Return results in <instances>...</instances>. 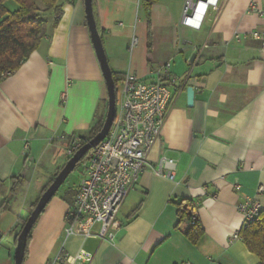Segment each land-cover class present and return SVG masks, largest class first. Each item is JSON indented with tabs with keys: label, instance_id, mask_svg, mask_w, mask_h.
Returning a JSON list of instances; mask_svg holds the SVG:
<instances>
[{
	"label": "crops",
	"instance_id": "crops-1",
	"mask_svg": "<svg viewBox=\"0 0 264 264\" xmlns=\"http://www.w3.org/2000/svg\"><path fill=\"white\" fill-rule=\"evenodd\" d=\"M218 1L219 11L209 9L193 30L181 25L185 0H153L148 20L141 0H94L111 71L146 80L171 63L174 103L121 205L114 242L98 238L99 226L89 237L66 236L75 195L70 202L60 192L38 218L23 264H53L58 253L81 251L92 256L89 264L260 263L241 239H228L245 227L240 202L250 198L264 209V191L256 194L264 188V59L250 37L264 22L248 11L264 8V0ZM60 7L57 26L50 29L49 14L39 48L0 82V207L7 202L0 214V264H13L16 224L25 223L43 187L62 169L73 139L85 135L107 106L83 0H60ZM188 87L194 89L191 107ZM162 157L176 162L172 180L156 173ZM192 203L203 233L195 244L187 235Z\"/></svg>",
	"mask_w": 264,
	"mask_h": 264
},
{
	"label": "built area",
	"instance_id": "built-area-1",
	"mask_svg": "<svg viewBox=\"0 0 264 264\" xmlns=\"http://www.w3.org/2000/svg\"><path fill=\"white\" fill-rule=\"evenodd\" d=\"M211 9L218 12V0H185L181 25L199 30ZM248 11L264 22V8L251 5ZM250 37L260 43L264 59V28L253 31ZM133 37L130 50L136 45ZM177 78L172 74L171 63L160 65L150 79H139L130 72L123 76L117 89L116 112L111 129L105 139L92 149L83 176L74 196V206L66 215V236L80 234L89 237L93 228L99 226L97 236L108 243L115 240V232L121 227L118 214L122 203L147 165L148 155L161 137L163 126L175 99L171 88ZM26 149L28 144H25ZM81 147V140L75 138L68 155ZM176 162L162 157L156 173L169 180L173 179ZM236 191L238 184H233ZM263 187L256 190L259 195ZM198 205L186 207L190 225L197 223ZM262 206L253 199L245 198L237 205V212L244 217V226L259 221ZM240 239L239 232L232 234L228 242ZM92 256L79 252L75 256L58 253L53 264H89ZM188 264V263H185Z\"/></svg>",
	"mask_w": 264,
	"mask_h": 264
},
{
	"label": "trees",
	"instance_id": "trees-1",
	"mask_svg": "<svg viewBox=\"0 0 264 264\" xmlns=\"http://www.w3.org/2000/svg\"><path fill=\"white\" fill-rule=\"evenodd\" d=\"M152 1L153 0H141L142 6L146 11L147 20L149 19ZM92 10L97 31L102 39V31L99 28L94 0H92ZM49 14L53 15V20L50 24V29L53 30L57 26L61 16L60 0H0V82L15 73L30 55L39 48L40 43L48 33V21L46 17ZM149 37L150 34L148 33V39ZM149 45L150 41L148 43V46ZM112 76L115 85V95L117 97V85L122 82L123 77L113 72ZM106 111L107 106H105V110L101 115H96L95 121L89 131L85 135L77 137V139L81 140V146L84 145L85 142L91 140L101 130L105 121ZM92 151L93 150H90L79 164L87 161ZM71 155H69L67 160ZM60 170L61 169H59L47 185L43 187L40 196L50 186ZM14 191L15 188L12 192ZM38 199L32 205V210L36 206ZM6 204L7 202L0 207V214L5 211ZM183 214L185 215L186 212L184 211ZM180 217L182 218L183 216L180 215ZM23 225L24 221L20 220L16 224V227H19L21 230ZM34 226L26 238L23 262L27 254V246ZM20 230L15 235V244ZM10 233H13V231H10ZM202 234V230L198 226V223H195L191 226V230L187 235L189 240L195 244ZM239 236L248 251L258 257L260 261L259 264H264V209L260 214L259 221L246 225L239 232Z\"/></svg>",
	"mask_w": 264,
	"mask_h": 264
},
{
	"label": "water",
	"instance_id": "water-1",
	"mask_svg": "<svg viewBox=\"0 0 264 264\" xmlns=\"http://www.w3.org/2000/svg\"><path fill=\"white\" fill-rule=\"evenodd\" d=\"M84 4V14L86 25L90 35V41L105 83L107 92V111L105 121L101 130L89 141L85 142L80 148H78L66 161L62 169L59 171L57 176L53 179L50 186L45 190V192L40 196L38 202L29 217L25 221L22 229L20 230L14 248L13 254V264H22L24 258V252L26 247V238L32 227L36 224L41 213L44 211L46 206L52 200V198L57 194L60 187L64 184L68 176L77 167L80 161L85 157V155L97 145L102 142L108 135L112 122L116 112V95H115V85L113 81L112 71L110 69L106 53L103 47L102 39L97 31L93 10H92V0H83ZM194 58V57H193ZM186 100L187 106L191 107L194 100V89L188 87L186 89ZM2 239V234L0 233V241Z\"/></svg>",
	"mask_w": 264,
	"mask_h": 264
},
{
	"label": "rangeland",
	"instance_id": "rangeland-1",
	"mask_svg": "<svg viewBox=\"0 0 264 264\" xmlns=\"http://www.w3.org/2000/svg\"><path fill=\"white\" fill-rule=\"evenodd\" d=\"M48 19V15L46 17V20ZM132 51H130L131 54ZM120 88V85H117V89ZM117 100V97H116ZM117 104V101H116ZM107 105V104H106ZM45 164L42 163V167H44ZM86 166V161L79 164L73 172L68 176L64 184L60 187L57 193L63 192V196L71 202L72 197L76 194L78 184L80 180L82 179L83 176V168ZM40 167L39 170L37 171V174H41L42 170L44 168ZM71 207L74 206V200L71 202Z\"/></svg>",
	"mask_w": 264,
	"mask_h": 264
}]
</instances>
